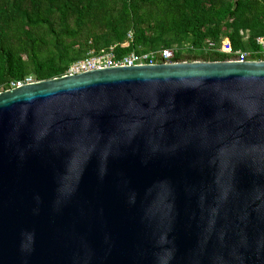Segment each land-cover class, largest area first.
Segmentation results:
<instances>
[{
	"label": "water",
	"instance_id": "water-1",
	"mask_svg": "<svg viewBox=\"0 0 264 264\" xmlns=\"http://www.w3.org/2000/svg\"><path fill=\"white\" fill-rule=\"evenodd\" d=\"M0 264H264V60L0 92Z\"/></svg>",
	"mask_w": 264,
	"mask_h": 264
},
{
	"label": "trees",
	"instance_id": "trees-1",
	"mask_svg": "<svg viewBox=\"0 0 264 264\" xmlns=\"http://www.w3.org/2000/svg\"><path fill=\"white\" fill-rule=\"evenodd\" d=\"M258 37L264 0H0V90L60 77L92 50L113 47L121 58L171 49L179 59L224 61L223 40L249 52Z\"/></svg>",
	"mask_w": 264,
	"mask_h": 264
},
{
	"label": "built area",
	"instance_id": "built-area-1",
	"mask_svg": "<svg viewBox=\"0 0 264 264\" xmlns=\"http://www.w3.org/2000/svg\"><path fill=\"white\" fill-rule=\"evenodd\" d=\"M128 37H131L129 34ZM257 49L254 51H233L228 40H223L218 52L227 55L224 61L247 62V61H263L264 60V37L256 39ZM207 49H214L213 43L207 44ZM191 62L188 59H179L175 56V52L171 49H161L144 53H130L121 58H116L113 52V47L108 50L99 52L90 51L85 58L73 62L67 69L64 75H75L95 69H104L110 67H133L155 64H172ZM30 77L23 80L12 82L9 89L18 88L30 83H33ZM8 89V90H9ZM0 92H3L0 90Z\"/></svg>",
	"mask_w": 264,
	"mask_h": 264
}]
</instances>
